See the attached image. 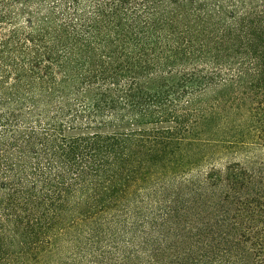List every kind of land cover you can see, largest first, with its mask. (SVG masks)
I'll return each instance as SVG.
<instances>
[{
	"label": "trees",
	"instance_id": "1",
	"mask_svg": "<svg viewBox=\"0 0 264 264\" xmlns=\"http://www.w3.org/2000/svg\"><path fill=\"white\" fill-rule=\"evenodd\" d=\"M0 264H264V0H0Z\"/></svg>",
	"mask_w": 264,
	"mask_h": 264
},
{
	"label": "rangeland",
	"instance_id": "2",
	"mask_svg": "<svg viewBox=\"0 0 264 264\" xmlns=\"http://www.w3.org/2000/svg\"><path fill=\"white\" fill-rule=\"evenodd\" d=\"M222 163H224V162H222Z\"/></svg>",
	"mask_w": 264,
	"mask_h": 264
}]
</instances>
